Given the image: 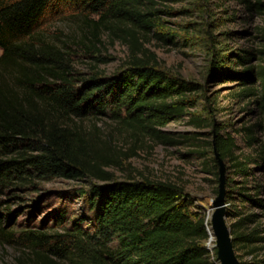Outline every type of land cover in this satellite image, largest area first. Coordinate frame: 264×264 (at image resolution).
Segmentation results:
<instances>
[{
  "label": "trees",
  "instance_id": "1",
  "mask_svg": "<svg viewBox=\"0 0 264 264\" xmlns=\"http://www.w3.org/2000/svg\"><path fill=\"white\" fill-rule=\"evenodd\" d=\"M159 1L0 0V195L47 177L88 182L59 192L82 198L80 215L61 206L49 226L46 220L20 231L0 226V240L18 246L12 264H212L207 214L181 186L143 176L116 179L104 169L118 164L116 134L134 144L143 138L179 144L180 136L162 127L187 114L212 128L208 173L230 205V244L247 255L236 254L237 264H264V50L231 51L232 62L213 59L205 74L206 83L238 85L232 94L257 114L241 128L252 152L240 160L232 137L189 110L203 84L169 74L143 48L149 38L174 45L180 36L160 18L168 12L156 9ZM241 2L251 14L264 13V0ZM65 18L79 21L81 34L49 32ZM103 34L127 46L125 65L110 75L80 73L74 51L94 57Z\"/></svg>",
  "mask_w": 264,
  "mask_h": 264
},
{
  "label": "rangeland",
  "instance_id": "2",
  "mask_svg": "<svg viewBox=\"0 0 264 264\" xmlns=\"http://www.w3.org/2000/svg\"><path fill=\"white\" fill-rule=\"evenodd\" d=\"M156 9L168 12H160L159 16L179 29L180 36L174 45L149 38L143 40V48L153 53L159 67L169 74L203 84L197 104L189 108L190 112L195 117L204 118L207 123L214 121L223 137L233 138L235 154L240 160L244 159L252 150L246 145L241 128L258 119L253 105L245 99L235 98L232 92H237L239 88L235 83H206L205 74L213 59L216 63L224 62L226 65L232 62L231 51L250 48L264 50V39L260 33L264 30V13L251 14L241 0H160ZM80 27L79 21L57 19L50 25L49 32L77 35L82 32ZM62 38L64 39L63 36ZM101 40L102 44L96 45L98 53H94V57L83 51H74L77 54L72 58L77 71L90 74L98 70L110 75L125 65L129 55L127 46L105 34ZM191 117L192 115L187 114L181 120L171 121L162 127L165 132L180 136L182 142L175 145L161 144L145 138L134 144L116 134L114 151L118 164L104 169L116 179L143 176L171 181L181 186L199 210L207 214L209 234L205 245L209 250V259L212 264H222L215 245L219 235L211 218L218 210L220 190L217 178L208 173L214 171L210 161L213 157L210 144L213 138L212 128L208 124L196 125ZM229 164L224 161L225 174L232 176ZM248 166L252 167L253 163ZM234 176L238 180V175ZM248 180L252 183L250 178ZM87 184L88 182L47 177L41 179L34 188L6 191L0 195V226L11 232L29 228L30 225L39 226L44 220L49 226L53 211L61 209V206L68 208L72 216L80 215L82 198L73 195L71 199H65L59 192L80 190ZM220 204L219 223L229 240L231 219L227 210L230 205L224 200ZM262 213L264 214V210ZM261 222L264 225V216ZM17 253L16 244L0 240V264H12ZM232 253L236 262V254H242V260L247 258L244 252H235L233 248Z\"/></svg>",
  "mask_w": 264,
  "mask_h": 264
},
{
  "label": "water",
  "instance_id": "3",
  "mask_svg": "<svg viewBox=\"0 0 264 264\" xmlns=\"http://www.w3.org/2000/svg\"><path fill=\"white\" fill-rule=\"evenodd\" d=\"M220 186V194H218V204L217 208L218 210L214 212L211 215V218L213 219V227L216 229L219 239L216 241V246L218 247V254L220 255V259L222 260V264H237V262L234 260V255L232 253V246L230 244V239L228 240L227 233L221 228L219 223V216L221 214L220 208L222 207L220 204V201L223 200L221 197L223 195L224 189ZM209 234V232H208Z\"/></svg>",
  "mask_w": 264,
  "mask_h": 264
}]
</instances>
